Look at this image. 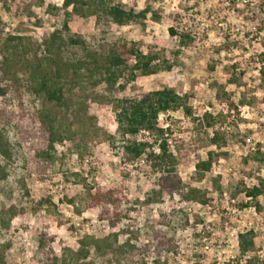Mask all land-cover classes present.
<instances>
[{
  "label": "rangeland",
  "instance_id": "rangeland-1",
  "mask_svg": "<svg viewBox=\"0 0 264 264\" xmlns=\"http://www.w3.org/2000/svg\"><path fill=\"white\" fill-rule=\"evenodd\" d=\"M15 1L0 0V42L6 35L30 37L18 49L21 59L34 61L43 56L42 42L58 27L46 5L60 6L61 0ZM113 1L136 11L149 6L158 16L153 20L149 14L143 26L113 27L112 32L139 43L144 53L158 54L171 68L134 79L125 69L110 90L95 85V79H83L73 87L67 109L32 94L25 71L18 72L13 84L3 82L9 90L0 96V128L7 129L6 138L17 152L10 161L0 156V164H8L11 171L6 184L12 190L10 197L0 193L3 263L172 264V253L180 264H264V173L253 161L257 152H264V0ZM69 27L90 36L94 18H72ZM169 28L190 33L192 42L181 47ZM118 85L123 90L117 92ZM164 87L188 95L196 117H222L207 132L181 110L160 115L157 123L168 128L173 153V163L168 161L160 171L145 156L127 159L111 102ZM43 115L63 137L48 161L34 158V149L28 147L43 138L24 133L37 127ZM7 118L12 120L9 127ZM214 131L222 133L220 147L210 143ZM110 137H115L113 148ZM21 140L19 154L14 144ZM209 152L212 169L199 174L195 163ZM170 168V175L181 182L179 192L160 191L159 179ZM21 186L29 199H24ZM252 187L263 193L248 198L246 191ZM190 188L200 194L186 201ZM96 190L101 192L99 202L86 208L81 203L77 212L70 200ZM10 205H21L25 212L7 221L3 208ZM179 211L187 214L186 223ZM46 226L54 241L48 251L38 250V235ZM247 232L253 234L255 248L241 255L238 236ZM154 234L173 238L176 248L159 255L151 249L132 261L125 259L121 244L142 247ZM5 244L9 246L3 251Z\"/></svg>",
  "mask_w": 264,
  "mask_h": 264
},
{
  "label": "trees",
  "instance_id": "trees-1",
  "mask_svg": "<svg viewBox=\"0 0 264 264\" xmlns=\"http://www.w3.org/2000/svg\"><path fill=\"white\" fill-rule=\"evenodd\" d=\"M10 3L16 4V1L10 0ZM4 9L9 11V6L5 4ZM45 11L58 23V27L50 32L42 42L43 56H35L34 61L21 59L18 45L23 43L25 38L30 37L6 35L0 42V96L6 94L9 90V84L17 81L18 72L25 71L32 94L40 96L53 107H65L67 109L73 87L83 79H95V85H104L107 90H110L115 89L118 79L125 69L129 70L131 79H134L137 76H150L162 69L171 68L167 61L160 60L158 54L151 51L144 53L140 49L139 43L128 42L121 36H115L112 32L113 27L143 26L147 16L151 14L149 6L136 11L133 8H126L120 3H115L113 0H61L60 6L47 3ZM75 17L94 18V33L87 36L72 32L69 21ZM150 17L153 20L158 19L155 13H152ZM168 33L171 37H178V45L181 47L188 46L192 42L190 33L179 34L174 28H169ZM261 55L264 56V51ZM130 60L132 64H130ZM157 61L159 62L157 63ZM4 81H9V84H3ZM123 88L124 86L118 85L116 91L119 92ZM111 107L115 117L116 134L123 142L121 147L127 159L136 161L145 156L150 167L160 171L163 166L168 164V161L173 163V153L169 149L167 140L169 130L159 127L157 123L160 115L181 110L196 127L207 132L222 117L221 114L212 116L208 113H205L201 118L196 117L189 104V96L180 95L168 87L130 97L115 98L111 102ZM11 121L10 118H7L4 122L9 127ZM53 122L48 119V116L43 115L40 117L37 127L22 130L32 138L35 135L43 138L42 142L30 143L28 146L34 149L32 156L36 159L50 160L51 151L54 150L55 144L63 139ZM6 131L5 128H0V156L5 161H10L17 152L14 151L13 145L6 138ZM141 136L142 138L137 139ZM126 137L133 139L126 140ZM22 140L14 144L18 147L19 154L22 149ZM109 140L113 148L115 137H110ZM223 141L221 132L214 131L212 133L210 138L212 145L220 147L219 142ZM154 145L157 146V152L154 150ZM253 161L264 173V152H257ZM212 166V152L207 154L206 159L198 160L195 163V169L199 174L210 172ZM172 172L173 168H170L159 179L160 191L167 193L180 191L181 182L170 175ZM10 175L11 171L8 169V164H0V193L7 197L12 194L10 186L6 184ZM21 187L24 199H29L25 186ZM260 187H252L246 191L247 197L255 199L260 196L263 193ZM199 194L198 189L190 188L184 195V199L191 201ZM100 196V190H96L94 194L88 192L84 196L75 197L70 200V203L76 207V210L81 203L84 204L83 208H86L99 202ZM77 200L78 203H76ZM24 212L25 208L21 205H10L3 208V213L8 218L7 221ZM77 212H81V210H77ZM177 213L186 223L187 214L182 211ZM53 241L54 236L46 226L44 231L38 235L36 249L48 251L47 249ZM103 241L105 242V240ZM96 244L95 241L93 245L96 246ZM8 246L9 244H5L3 251ZM238 247L241 255L252 251L255 248L253 234L251 232L240 234ZM120 248L125 250V254H127L125 259L132 261L139 252H147L152 249L159 255L163 249L173 250L176 247L173 238L154 234L151 242L147 245L137 247L125 242L120 245ZM96 250L99 251L100 248L96 247ZM0 264H4L2 257H0Z\"/></svg>",
  "mask_w": 264,
  "mask_h": 264
},
{
  "label": "built area",
  "instance_id": "built-area-1",
  "mask_svg": "<svg viewBox=\"0 0 264 264\" xmlns=\"http://www.w3.org/2000/svg\"><path fill=\"white\" fill-rule=\"evenodd\" d=\"M155 151H157V150H155ZM170 257H171V259H172V264H180V259H179V257H178V255H173L172 253L171 254H168Z\"/></svg>",
  "mask_w": 264,
  "mask_h": 264
}]
</instances>
